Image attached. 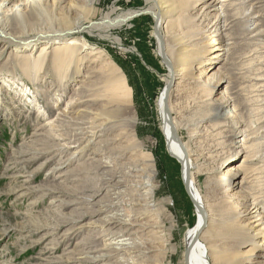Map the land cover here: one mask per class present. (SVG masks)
I'll list each match as a JSON object with an SVG mask.
<instances>
[{"label": "rangeland", "instance_id": "1", "mask_svg": "<svg viewBox=\"0 0 264 264\" xmlns=\"http://www.w3.org/2000/svg\"><path fill=\"white\" fill-rule=\"evenodd\" d=\"M3 1L0 0V25L19 36L34 32L40 24L29 22L21 25L8 21L7 17L12 13L22 21L33 4L41 18H50L56 26L63 18L73 23L86 15L87 21H93L111 9L121 12L144 9L148 5L146 0H8L1 5ZM209 1L172 0L183 10L181 17L188 15L195 19L194 24L198 26L195 28L201 29L198 34L200 42L209 43L221 33L219 38L226 50L212 64L214 69L210 73L200 74L205 64L192 68L193 76L201 75L198 83L193 81L191 74H186L181 87L175 86V79H169L165 84L167 68L156 53V40L151 36L154 21L148 14L138 15L128 25L110 30L109 38L97 29L80 32L75 39L79 43L85 42L87 48L101 50L102 55L101 59L83 55L73 70L72 66L61 68L54 63L55 45L40 54V45L46 39L36 41V50L0 44V264H141L132 263L129 258H138L135 255L144 245L150 250L151 246L153 248L146 253L150 256L149 264H184L183 236L195 222V213L193 199L182 184L180 164L167 152L163 137L157 103L167 85L172 86L169 104L176 117L177 136L192 154L194 185L206 205H210L211 218H221L220 222L214 218L210 222L222 231L226 230L225 225L236 224L244 234L257 222L262 221L264 226V214L258 209L264 207V138L258 139L263 144L258 147V157H253L248 164L250 171L239 162L234 164L235 171H228L229 177L239 175L234 188L230 189L229 184L221 179L226 168L220 170L221 162L239 148V143H229L231 129H236L234 138L239 139V128H233L238 121L243 122V127H248L249 131L256 129L259 137L264 134V81L254 78L264 74V0H230L223 3L224 11L220 15L221 10H216L220 7L219 2L209 8L206 6ZM174 17L167 18V23L162 22V33H167V25ZM112 37H117L119 42L113 41ZM166 48L173 60L179 59L176 52L179 47L168 44ZM18 50H24L25 55L17 56ZM105 60H111L120 68L132 91L131 109L120 117L119 126L113 130L114 133L122 132L121 140L113 144L105 142L107 131H102L97 138L91 136L90 128L98 122H91L93 119L85 111L90 109L107 115L104 103L112 90L107 87L109 69L103 65ZM182 64L180 61L177 66ZM222 79L226 82L220 83ZM207 98H217L220 105L225 100L228 107L235 103L241 116L214 120L213 109L210 108L213 102L208 104ZM203 99L206 102H200ZM210 114V122L202 121V117ZM75 138L78 139L77 144L73 142ZM127 139L140 145L121 159L111 160L108 167H103V155L110 147L114 150L130 148ZM87 141L88 146L83 152H73L85 147ZM61 145L66 147L60 150ZM95 150L98 153L93 154ZM143 153L150 156L155 165V203L161 207L157 222L164 229L163 238H168V245L147 242L148 230L156 232L163 229L143 227L144 223L151 225L155 220L135 218L141 205L125 203L139 197L143 200L138 201L144 202V195L139 194L136 186L141 182V171L140 175L133 176L125 169L141 163L146 156ZM61 163L65 164L61 177L46 175L53 166ZM251 166H257V169ZM113 169L118 172L112 181L118 186L116 199L104 194L108 185L105 178ZM120 170H126L124 175ZM90 197L94 198L93 204L87 200ZM109 200L124 206L117 211L120 213L121 210L124 215L119 217L125 219L129 216V221L137 223L124 226L131 230L128 237H124L133 245L119 248L122 250L112 249L110 259L93 262L85 252L94 242L93 247L102 250L103 231L84 225L98 223V216L93 213L98 208L97 201H104L100 208L105 211H115L117 207L105 206L110 204ZM254 201L258 204L255 205ZM132 210L133 215L129 212ZM249 210L252 212L250 216L247 215ZM115 229L119 232V227ZM251 249L256 248L244 246L234 255ZM94 253L98 254L97 251Z\"/></svg>", "mask_w": 264, "mask_h": 264}, {"label": "bare ground", "instance_id": "2", "mask_svg": "<svg viewBox=\"0 0 264 264\" xmlns=\"http://www.w3.org/2000/svg\"><path fill=\"white\" fill-rule=\"evenodd\" d=\"M199 1H203V0H199ZM229 1L230 0H210L206 6L209 8H213L214 3L219 2L220 7L216 10L218 12L220 10L222 11V12L221 11L219 12V15H220L224 11L223 3L227 4V2ZM6 3H8V0L7 1L4 0L1 5L3 4L5 5ZM146 3L148 5L144 9H139V10H133V9L128 10L127 9L125 11L115 12L114 9H111V11H108V12L105 11L104 14L102 15L100 14V17H98V19L93 20V21L90 19H88L90 21H87V19H85L86 15H84L85 18L78 19V21H75L73 23L72 22L68 23L63 18L61 19L62 21L60 20V22H58V26L55 25L56 23L55 24L52 23V20L50 18H46V19L41 18L38 13L37 6L33 4V6H31L28 9L27 13L24 15V18H22V21L17 20L18 17L14 16V14L12 13L7 18H8V21L19 23L21 25H24L25 23L29 24V22L31 24L34 22H37L40 24V26L36 27L34 32L33 31L30 33L28 32V33H25L24 35L19 36V35H14L10 33L7 30V28L0 25V44L6 45V47H13V46L16 48L21 47L24 50H29L31 47V50H34L33 48H35L36 41L46 39V41L42 45H40V54L44 49L50 48L52 45H55L56 47H55L53 57H52L54 63L58 64L61 68L63 67L69 68V66H72L71 70H73V67L76 66L78 62L82 60L83 55L96 56L95 59H101V55H102L101 50H97L95 47L87 48L85 45L86 44L85 42L79 43L78 40L75 39V37L78 36L80 32H83V31L90 32L94 29H97L103 32L105 37L109 38L110 33L108 34V32H110V30L120 28L124 25H128L132 21V19H134L138 15L148 14L150 17H152L154 21V25L151 31V36L156 40V46H157L156 53L161 58L163 64L167 68V74L164 77L165 84H168L169 79L170 81L175 79V86L177 87L183 86L184 76L186 74H191L193 76L194 74L192 72V68L197 69L203 66L204 64L206 67L200 74L202 75L203 73L204 74L210 73L211 70L214 69V66H212V64L216 62V59L224 55V51H226L225 49L222 48V41L219 38L221 33L216 34L215 37H213L212 41L209 43L204 42V41L200 42L201 38L199 39L198 36L200 35L199 31H201V29L200 30L196 29L198 26H195L194 24L195 19L192 20L193 17L191 18L188 15L181 17V15H183L184 13H183V10H181V8L179 7V5H177V3L175 4L172 3V0H146ZM173 15H175V17L172 23L167 25V33H162V28H163L162 22L165 21V23H167L168 22L167 18L172 17ZM112 39L113 41L117 43L119 42V39L117 37H112ZM168 44L174 47H179V50L176 51L177 56H179V59L177 58L173 60L168 55L167 53L168 49L166 48ZM24 50H18L17 52L19 53H17V56L25 55ZM79 52L82 54L78 55ZM179 53L181 57L180 55H178ZM210 53L211 55L208 56ZM32 58H34V56ZM178 61L183 62V64L179 67L177 66V63H179ZM103 65L107 69H109V84L107 87L111 88L109 90H112L111 96H109L107 101L104 103V106L107 108L106 111L105 110L104 111L107 113V115L104 116L101 114V112H98V111L94 112L90 109L85 110V111L89 113L90 118L93 119L91 120V122H98V125H94L95 123L92 124L90 129L93 135L91 136H95L97 138V136L102 135L101 134L102 131H107L106 132L107 138L105 142L106 144L107 143L113 144L116 141L121 140L122 132L114 133L113 130L119 126L121 122L120 117L124 115L125 112L131 109L130 104L132 101L131 100L132 91H131L130 86L127 84L125 80L126 78L124 79L123 73L121 72L120 68L118 69L117 66L113 64L111 60H105ZM95 71L97 73L100 72L99 69L98 70L96 69ZM201 75L193 76L192 77L193 81L195 83H198ZM254 78L257 81H264V74L263 75L261 74V76L254 77ZM223 82H226V81L222 79L220 83H223ZM171 87L168 85L164 86V88L161 91L160 96L158 97L157 108H158L159 115L161 118L162 129L164 131L163 137L167 145V152L171 156L175 157L176 160L179 162L181 170H182V173H181L182 174V184L185 187V190H186L185 192H187V195L191 199H193V204H194L193 210L195 213V222L193 223L191 227L187 228L183 236L184 264H245V263L264 264V226H262L263 224L262 221L257 222L255 225L249 226V229L251 230H247L245 234L244 232L240 231V229L238 228L236 224L230 223L227 226L225 225L226 230L222 231V230H218V228L214 226L215 223L210 222V221H213L212 219L214 218V217L211 218V215H210V205H206V203L204 202L203 196L199 194L197 188L194 185L193 174H192L193 173L192 171L193 163H192V158H191L192 154L190 155L191 152L189 153V150L184 145L180 137L178 138L179 135H178L177 124H176L177 122L175 120L176 117H174L172 110H171V106L169 104V95L172 90ZM98 88H101V86ZM109 90L107 88V91ZM91 95H93V93ZM258 95H259V92H258ZM206 100L208 101L207 102L208 104H210V102H213L212 107L210 105V108L213 109L212 118H214V120L215 119H226V118L230 119L233 117L239 118L241 116L240 113H238V109L235 103L233 104V107L232 106L228 107L229 105L226 104L225 100H222L221 105L219 104L220 101H217V98H213V99L207 98ZM206 100L203 99L200 102H206ZM112 105H115L116 107H111ZM222 106L223 107L225 106V108L223 109ZM209 117H211V114L209 116L202 117V121L210 122L212 119L208 120ZM238 122L235 124L233 128L235 127L239 128L240 130L239 139L236 140L234 138V136L236 135V129H233V130L231 129L229 143L230 144L239 143V148L237 151L231 153V155L227 156L221 162V169H220L222 171V169L226 168L227 172L225 171L223 172V174L222 173L220 174H222L223 176V178H221L222 181L227 182L229 184L228 186L230 189L234 188V186L238 183L237 178L239 177V175L234 174L233 176L229 177L227 174L228 171H233V170L235 171L233 167H234V164H236L237 162H239L243 168L247 167V170L249 169L250 171L251 168L248 164L251 162V159L257 156V154L260 152L258 147L261 146V143L263 142V141H258V139L264 138V134L261 135L260 137L258 136L259 133H256V129L253 131L252 130L249 131L248 127L246 126L243 127V124H242L243 122L242 123L241 121L239 123ZM73 142L75 143L78 142V139L75 138ZM87 144H88V141L85 144V147L81 146V148H79L80 150L73 151V152L74 153L77 152L76 154L83 152V150L86 149V146H88ZM129 144H130L129 145L130 148H128L127 146L124 149L118 148L114 150V148H112L113 149L112 150L110 149L111 148L110 147L109 151H107L108 155L105 153L104 154L107 156L103 155L102 159L104 161H101L103 162L102 164L103 167L104 166L108 167L107 163H109L111 160L114 161V160L121 159L124 155L126 156L129 152H131L132 151L131 149H133L134 151V148L140 145V144L135 145L130 142ZM72 146H75V145H72ZM103 146L105 145L103 144ZM64 147H66V145H61L59 146L58 149L62 150L64 149ZM92 153L96 154L98 152L97 150H95ZM143 154L145 155L146 153H143ZM71 156L72 155H70L69 158H71ZM63 165L65 164L61 163L60 165L53 166L49 172H46V175H51V177H61L63 174V171L61 170L65 168ZM251 167L256 168L257 166H251ZM125 169H127V171L130 172V175H133V176H137L138 173L141 171V177H140L141 182L137 183L136 186H138L139 188V192H140L139 194L143 193L144 195V202L141 203L138 201V199L140 200L142 199L140 197L132 198L133 201L134 199H136V202H133V201H131L130 203L125 202L126 205L127 204L129 205L140 204L141 205V208L139 209L140 213H135L136 214L135 218H146V217L149 218L150 217L149 221L155 220V222H153V224L151 225H148V223H144L143 227L146 228L148 226L149 227L151 226V227H155V228L157 227V228L163 229V227L160 226V224L157 222L158 221L157 218H159L158 216H159V211L161 207H159L155 203L157 189H156V185L154 184L155 165L153 163V160L150 158V156H147L146 154V156L142 158L141 163L134 164L132 167L128 166ZM116 170L117 169H115V171L114 169L113 171L111 170L107 178H105L106 180H108L107 181L108 185L105 189L106 191L104 194L105 196L111 197L112 199H116L119 196L118 186H116V184H112V181H114V178L117 177L115 175V173L117 172ZM252 171H253V168H252ZM261 171L263 170L261 169ZM121 172L124 175L126 170L121 171ZM196 172H198V170H196ZM259 176L262 177L261 175ZM257 178L260 179L259 177ZM93 199H94L93 197L87 198V200H89L88 202L91 204L94 203V202L92 203ZM103 202L104 201L95 202V204L98 205V208L95 209L93 213H95L96 216H98V219H97L98 223L96 224L94 222H91V223L88 222L89 224L84 225L86 227H98L100 231H103L101 233L102 234V239H101L102 247L100 248L102 250L98 251V248L93 247L95 246V242H94L92 243V246H89L88 250L85 252V256L90 258L93 262H97L99 260L110 259L113 256L112 249L117 250L119 248L125 247L126 245L129 246L130 241L128 242L127 235L131 233V230L128 227H124V226L126 225L134 226L137 224L135 222L129 221L130 219L128 218L129 216L125 219L119 217V215H123L121 214V210H120V213L117 212L120 208L124 209L123 208L124 206L122 207V203H118V201L112 202V200H109L108 202H110V204L108 205L105 204V206L109 208L112 206L117 207V208L114 209L115 211L107 212L105 211V209L100 208L103 205ZM254 203L255 205L258 204V202H255V201ZM143 205H146L147 208L144 207ZM255 207L256 206H254V208ZM258 209H260V213L264 214V207H258ZM255 211H257V208L255 209ZM129 212L131 213L133 212V210ZM251 213L252 212L249 210L247 215L250 216L252 215ZM131 215H133V213H131ZM220 220L221 218L220 219L214 218V221L220 222ZM139 226H142V225H139ZM117 227H119V230H118L119 232H117L116 231L117 229H115ZM147 232L151 233L154 231H152L151 229L150 231L148 230ZM160 232H163V233L160 234ZM208 232H210L209 236L207 235ZM150 233L148 234H149V237L151 238L148 237L147 242L149 243L156 242V243H161L162 245L169 244L168 238L167 239L163 238V235L165 234L164 229L160 231L157 230L156 232L151 233V234ZM124 236H127V237H124ZM131 237L132 236H130V238ZM133 240H135V238ZM138 243H139V240H138ZM134 244H135V241H134ZM130 245H133V244H130ZM248 245H253L254 248L256 249L244 250L240 252L238 255H234V252L241 250L242 247L248 246ZM141 247L142 246L140 245V248ZM136 248H137V244H136L135 249ZM119 250H122V249H119ZM151 250H153L152 246H151ZM151 250L150 248L144 245L143 248L138 249V254L135 255V256H138V258L131 257L129 259L131 260L132 263L140 262L141 264H149L147 260L150 259V256L147 255L146 253L147 251H151ZM96 251L98 252V254L94 253ZM102 264H113V263L104 262Z\"/></svg>", "mask_w": 264, "mask_h": 264}]
</instances>
